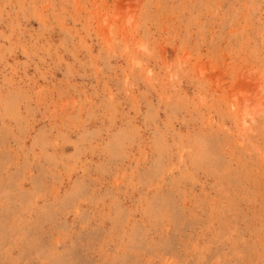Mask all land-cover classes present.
I'll use <instances>...</instances> for the list:
<instances>
[{
  "label": "rangeland",
  "instance_id": "obj_1",
  "mask_svg": "<svg viewBox=\"0 0 264 264\" xmlns=\"http://www.w3.org/2000/svg\"><path fill=\"white\" fill-rule=\"evenodd\" d=\"M0 264H264V0H0Z\"/></svg>",
  "mask_w": 264,
  "mask_h": 264
}]
</instances>
